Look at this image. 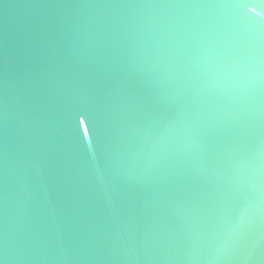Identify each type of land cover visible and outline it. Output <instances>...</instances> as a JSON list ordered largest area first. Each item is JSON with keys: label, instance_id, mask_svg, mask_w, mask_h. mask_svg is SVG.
Instances as JSON below:
<instances>
[{"label": "water", "instance_id": "water-1", "mask_svg": "<svg viewBox=\"0 0 264 264\" xmlns=\"http://www.w3.org/2000/svg\"><path fill=\"white\" fill-rule=\"evenodd\" d=\"M0 264H264V0H0Z\"/></svg>", "mask_w": 264, "mask_h": 264}]
</instances>
